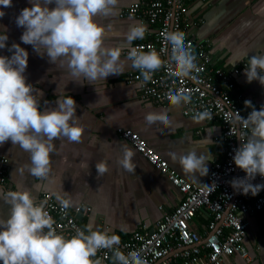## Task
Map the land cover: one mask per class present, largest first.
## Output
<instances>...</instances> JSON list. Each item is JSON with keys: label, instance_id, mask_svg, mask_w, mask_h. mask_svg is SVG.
Wrapping results in <instances>:
<instances>
[{"label": "crops", "instance_id": "obj_1", "mask_svg": "<svg viewBox=\"0 0 264 264\" xmlns=\"http://www.w3.org/2000/svg\"><path fill=\"white\" fill-rule=\"evenodd\" d=\"M141 0H119L116 15L98 18L105 26V44L110 47L121 46L122 56L128 51L126 33L135 23L141 21L122 16L123 12ZM264 0H193L189 2L188 14L191 17L192 35L200 41L211 44L215 64L225 70L239 67L244 61L256 55H264V14L257 9ZM32 6L31 0H12L4 8L5 15L0 17V32L6 31L7 45L20 43L29 52V62L24 75L27 83L43 92L40 103L42 108H55L57 98L72 96L77 104L76 119L83 128L79 143L66 139L53 141L55 151L51 156V172L46 180L37 179L17 171L20 165L29 164V156L20 148L13 147L11 141L0 145V157L7 162L6 181L0 189L16 190L18 186L29 188L38 200L44 194L67 192L76 202L72 208L84 206L88 215L79 219L84 228L89 222L100 230L109 229L120 238H127L140 229H153L163 217L164 212L173 210L182 198L179 189L169 177L161 173L153 164L118 133L119 128L132 129L145 139L179 176L193 184H202L210 173L214 162L223 159L226 145L223 141V128L220 122H194L193 116L182 112V105H159L151 100L142 99L136 86L128 84L126 77L131 68L127 62L123 74L110 75L106 82L96 84L72 81L66 69L49 62L47 55L41 56L33 51L31 45L21 41L23 28L18 27L15 18L25 7ZM50 7H54V4ZM148 31L144 39L153 38L157 26L146 22ZM8 47L0 49V55L11 56ZM234 97L238 98L242 110L248 114L254 107H264V85L258 80L247 81L245 68L234 78ZM48 103L45 104L44 102ZM149 111L167 112L172 124L148 126L144 117ZM125 146L134 153L136 169L126 171L118 160L123 157ZM198 147L197 154L210 156L209 172L206 176L196 173L197 179L185 174L178 162L173 161L170 153L187 152ZM103 160L108 171L98 178L96 164ZM84 162L88 166H84ZM10 206L0 199V216H9ZM210 220V213L200 211L191 222V228L203 231ZM250 227L245 244L253 257L251 262L240 255L227 257L224 264H264V216L258 212L250 215ZM2 264V262H0ZM108 264H112L110 261Z\"/></svg>", "mask_w": 264, "mask_h": 264}, {"label": "clouds", "instance_id": "obj_2", "mask_svg": "<svg viewBox=\"0 0 264 264\" xmlns=\"http://www.w3.org/2000/svg\"><path fill=\"white\" fill-rule=\"evenodd\" d=\"M12 0H0V17L4 8ZM32 6L23 8L15 18L18 27L24 29L21 41L31 45L33 51L41 56L47 55L49 62L66 69L72 81L96 84L105 81L110 75L123 74L127 62L140 72L144 81H150L153 74L162 68L170 78L195 79L194 73L200 71L197 57L190 43H186L182 31H168L164 40L170 45L169 60L162 58L160 52L149 46L147 51L133 47L132 42L142 40L148 31L143 22L133 24L126 33L127 55L122 56V47L105 44L106 29L98 18L116 15L119 0H31ZM54 4V7H50ZM264 14V4L257 9ZM6 31L0 32V49L8 47ZM11 56L0 55V145L11 141L13 147L20 148L29 156L28 165H20L15 173H23L25 168L31 176L46 180L51 172V156L55 151L56 139H66L79 143L83 128L76 119L77 104L68 95L57 98L55 108H42L41 90L27 83L24 75L29 52L20 43L8 47ZM163 51V50H162ZM247 81L258 80L264 85V55L249 58L245 67ZM166 99L174 107L188 105L192 96L184 89H169ZM45 104L48 102L45 101ZM252 111L243 117L235 114L230 123L247 130L238 137L239 148L235 149L233 160L246 176L233 178L231 186L244 195L249 192L255 196L264 184H253L257 175L264 177V107L257 110L252 102L245 101ZM194 122L212 119L208 111L196 112ZM148 126L162 124L168 127L172 121L163 111H149L144 117ZM198 147L187 152L170 153L185 174L197 179L196 173L206 176L209 172V155L197 154ZM135 153L125 146L123 157L118 160L126 171L134 173ZM84 166H88L84 162ZM98 178L108 171L107 163L100 160L96 164ZM61 211L75 205L67 192H54ZM0 199L10 206L9 216H0V262L2 264H103L98 252L106 249L111 252L112 264H147L138 251L125 253L119 247L120 236L109 229L100 230L89 222L83 229L66 236L58 232L54 218L38 202L27 187L18 186L16 190L0 189Z\"/></svg>", "mask_w": 264, "mask_h": 264}, {"label": "built area", "instance_id": "obj_3", "mask_svg": "<svg viewBox=\"0 0 264 264\" xmlns=\"http://www.w3.org/2000/svg\"><path fill=\"white\" fill-rule=\"evenodd\" d=\"M190 1L193 0H141L127 8L122 16L158 27L152 39L140 41L134 47L147 51L151 46L165 60L170 59V45L164 40V35L168 31H182L186 43L191 44L197 57L200 71L194 73L195 79L185 78L181 81L170 78L168 71L172 65H169L154 73L147 82L137 69L131 67L126 80L128 84L136 86L142 99L159 105L169 104L166 99L169 89H184L191 94L192 102L182 105L183 114L193 116L196 112H210L212 119L206 120L222 124L226 154L223 159L214 162L202 184H193L171 169L168 162L137 132L119 128L120 137L167 175L182 196L179 205L165 211L153 229H140L127 238H120L119 247L125 253L133 250L140 252L147 264H224L225 258L237 254L251 262L253 257L245 244V238L251 223L250 215L260 212L264 216V189L255 196L250 192L244 195L230 184L233 178L246 176L235 165L233 156L241 144L238 136L247 130L230 122L235 114L247 117L252 111L246 114L240 106L239 95L238 98L233 95L236 87L234 78L242 72L248 61L230 70L216 66L210 42L200 41L191 33L193 23L188 14ZM124 55H127V51ZM255 108L260 110V107ZM7 162L5 157H0V184L6 186ZM251 182L264 184V177L257 175ZM37 201L44 202L46 210L56 222L54 226L58 232L70 236L77 228L83 229L77 218L83 206L70 208L65 214L52 194L46 193ZM204 210L210 213L208 224L202 232L193 230L191 222ZM88 213V208H85L83 214ZM97 255L103 264L111 261V252L106 249L100 250Z\"/></svg>", "mask_w": 264, "mask_h": 264}, {"label": "water", "instance_id": "obj_4", "mask_svg": "<svg viewBox=\"0 0 264 264\" xmlns=\"http://www.w3.org/2000/svg\"><path fill=\"white\" fill-rule=\"evenodd\" d=\"M84 209L85 207L83 206L82 211L77 215V218L80 220L82 219Z\"/></svg>", "mask_w": 264, "mask_h": 264}]
</instances>
